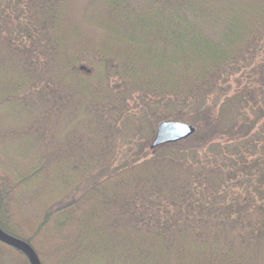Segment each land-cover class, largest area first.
Listing matches in <instances>:
<instances>
[{
	"label": "trees",
	"instance_id": "obj_1",
	"mask_svg": "<svg viewBox=\"0 0 264 264\" xmlns=\"http://www.w3.org/2000/svg\"><path fill=\"white\" fill-rule=\"evenodd\" d=\"M263 38L264 0H0V147L8 157L20 139L37 146L14 154L28 164L0 163V230L39 264H264L263 149L252 157L245 145L204 174L187 160L209 144L207 126L187 149L137 144L122 154L112 115L135 95L201 100ZM34 102L29 119L8 123L15 106ZM65 107L79 111L78 153H89V138L98 149L75 169L39 135L57 132ZM173 148L180 160L159 155ZM27 198L36 220L25 230L15 212Z\"/></svg>",
	"mask_w": 264,
	"mask_h": 264
},
{
	"label": "rangeland",
	"instance_id": "obj_2",
	"mask_svg": "<svg viewBox=\"0 0 264 264\" xmlns=\"http://www.w3.org/2000/svg\"><path fill=\"white\" fill-rule=\"evenodd\" d=\"M96 33V31L89 30V33L86 35V40L84 41L90 44ZM79 45V42L76 41L74 48ZM259 48L260 51L258 54L250 56L253 52L251 51L239 60L237 67L238 70H231L228 73L221 75L219 78L220 80L216 84V92H206L204 98L199 101L193 100L195 98H190L191 102L186 105L185 103H172L173 101H161L153 96L144 98L141 95H135L131 102L129 101L128 108L122 115H115L118 111L113 110L112 115L117 119L116 122L120 124L118 126L120 135L117 140L118 142H116L117 147H115V150L122 154H126L137 144H141L147 149L153 139L157 124L163 120L190 124L193 125L195 129L197 128V125L199 126L198 128H204V126H207L209 131H207V133L205 131L204 134H202V137L210 139V141H208L209 144L205 145L206 147L199 149L196 156L187 160L188 163L198 169V172H203L204 174L205 172L203 169L208 166L209 168L215 169V166L223 165L229 156L233 155L232 158H235V154L238 153L236 150L246 153L247 149L244 150L245 145H248L251 156L261 149L264 150V38L262 39ZM72 49L73 47L71 50ZM80 63H82L81 66L85 69L88 68L83 62ZM241 65L244 66L242 67ZM9 70L10 73H13L11 65H9ZM89 74L90 73L88 72L87 75ZM10 79H16V77L11 74L8 77L4 76L2 79V86H7L6 84L10 86L12 84ZM114 83H116V81ZM77 99L80 101L79 98ZM37 107L38 104L36 102H34L33 105L22 104L15 106L13 109L14 113L12 112L10 117H8V123L15 120L18 116H20L21 119H23L22 117L26 120L29 119V112H33ZM56 109L57 108L51 109L52 113H55ZM65 110H67L66 107L63 109L58 120L59 124L57 125V132L50 133L49 135L48 131H43V135H39H41V138L44 137V140L49 137V139L45 140V143L47 141V147L45 149L48 154L55 152L63 154V158H65V162L68 164L69 168L75 169L78 165L85 163L84 158L86 160L88 154H93L97 152L98 149L95 144V139L89 138V141L86 140L85 143V145H88L85 150L89 153L83 151L82 155L78 153L77 146L79 145L80 131L77 124V121H79L77 113L79 111L77 110V112L72 113L71 109L64 113ZM52 116L53 117H51L50 121L51 124L55 118L54 114H52ZM62 117L65 118L63 119ZM207 120L211 123L206 124L205 122ZM233 124L236 126L233 127ZM49 126L51 125L49 124ZM11 128L15 127L11 126ZM214 129L219 131V134L222 133L223 135L221 134L217 136ZM73 130L74 132L71 134L70 132ZM66 132L69 139L65 138ZM245 133H248L247 136ZM240 134L242 136L245 134L246 137L240 139L238 138ZM46 135L47 137H45ZM131 135V139L133 140L132 144L128 141ZM192 137L193 135L180 141V144L177 145V147L175 146V149H187L190 146L192 147L194 144L199 143L195 141V136ZM1 148L2 147H0V163L11 167L28 164V162H25L27 158L21 161V158H16L14 154L20 151L29 153L30 151L35 150L37 146L34 142L31 143L28 138L24 140L20 139L7 146L10 151V154L7 152L9 154H7L8 157H5L6 155ZM175 149L173 148L172 151L161 150L159 155L163 158L172 157L175 159L178 157V160H180V158H182L180 155L182 152H173ZM226 152H229V155L226 154ZM18 158L19 161L17 160ZM184 173L187 174V172ZM69 174H72V172H69ZM76 175L78 177V174ZM90 181L91 180L88 178V180L84 182L85 184H88ZM24 188L30 190L32 187ZM248 188L254 193L253 186L249 187L248 185ZM27 190H23L20 194L24 193V196L25 194L28 196L29 191ZM232 190L235 191L236 189ZM200 196L197 195L199 199H201ZM220 198L221 197H219V200ZM226 198L227 196L222 198V200H225ZM28 201L27 198L24 204L23 202H20V205L24 207L15 212V216L21 218V221L23 222L21 223L25 230L32 228L31 224L33 225L36 220L32 213L33 211L31 210L33 206H28ZM156 220L157 219H152L150 224H154ZM31 231L32 229H30L29 232ZM43 251L44 253H47L48 248L44 246L42 252ZM0 264H27V262L25 256L23 254L21 255L16 248L0 242Z\"/></svg>",
	"mask_w": 264,
	"mask_h": 264
},
{
	"label": "water",
	"instance_id": "obj_3",
	"mask_svg": "<svg viewBox=\"0 0 264 264\" xmlns=\"http://www.w3.org/2000/svg\"><path fill=\"white\" fill-rule=\"evenodd\" d=\"M195 132V127L190 124L176 121H160L150 143L151 148L175 143L187 139ZM0 242L19 250L27 259L28 264H39L31 246L25 241L6 234L0 230Z\"/></svg>",
	"mask_w": 264,
	"mask_h": 264
}]
</instances>
